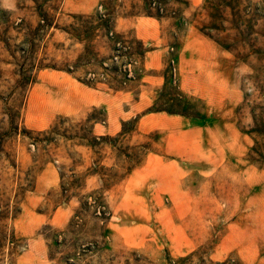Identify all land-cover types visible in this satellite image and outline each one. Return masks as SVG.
Listing matches in <instances>:
<instances>
[{"label": "rangeland", "instance_id": "rangeland-1", "mask_svg": "<svg viewBox=\"0 0 264 264\" xmlns=\"http://www.w3.org/2000/svg\"><path fill=\"white\" fill-rule=\"evenodd\" d=\"M263 81L264 0H0V264H264Z\"/></svg>", "mask_w": 264, "mask_h": 264}, {"label": "trees", "instance_id": "trees-1", "mask_svg": "<svg viewBox=\"0 0 264 264\" xmlns=\"http://www.w3.org/2000/svg\"><path fill=\"white\" fill-rule=\"evenodd\" d=\"M264 84V81H263ZM258 89H264V85H258ZM258 110V113L256 116L252 115V121L254 122V133L257 136L264 137V129H261V123L264 121V118H262V114H264V106H257L254 105V108L252 107V110Z\"/></svg>", "mask_w": 264, "mask_h": 264}]
</instances>
